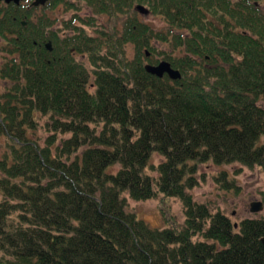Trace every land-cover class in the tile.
Here are the masks:
<instances>
[{"label": "trees", "instance_id": "1", "mask_svg": "<svg viewBox=\"0 0 264 264\" xmlns=\"http://www.w3.org/2000/svg\"><path fill=\"white\" fill-rule=\"evenodd\" d=\"M32 1H0V264H264V216L190 192L206 163L264 169V0ZM162 59L181 78L146 71ZM160 195L182 226L128 207Z\"/></svg>", "mask_w": 264, "mask_h": 264}, {"label": "rangeland", "instance_id": "2", "mask_svg": "<svg viewBox=\"0 0 264 264\" xmlns=\"http://www.w3.org/2000/svg\"><path fill=\"white\" fill-rule=\"evenodd\" d=\"M42 10L36 11V16L41 14ZM47 13L52 17L58 16L61 20L63 17H69L70 12L57 11L53 13L48 10ZM81 14H86V10L81 11ZM139 17L146 23L151 24L156 29H164L166 32L164 20L153 14L142 15ZM102 22L106 17L99 18ZM58 22V26H60ZM90 32L95 33L94 28H90ZM0 43V48H1ZM159 49L164 50L167 45L159 44ZM126 55L132 58L135 55V48L132 44L126 45ZM3 53L0 50V61H2ZM77 59L84 61L88 67L90 63L86 57L77 55ZM163 60V59H162ZM161 61V60H160ZM5 80H0V91L3 92L6 87ZM3 142V141H2ZM0 140V152L3 150ZM163 157L159 154H153L151 163L157 164ZM227 171L229 178L233 181L235 187H221L215 180L222 171ZM152 175H156L155 170L149 169ZM199 184L193 187L190 192L194 199L198 202L207 203L212 211L220 210L231 218L234 223H239L247 217H263L264 216V169L259 166L248 167L241 163H231L226 165H216L206 163L199 167L198 171ZM128 198V207L134 211L138 217L145 220L152 227L164 228L169 226L167 216L172 215L174 221L182 226L185 221L184 207L179 198L167 197L160 195L147 200H134ZM260 201L263 204V209L258 212L250 210L251 202Z\"/></svg>", "mask_w": 264, "mask_h": 264}, {"label": "water", "instance_id": "3", "mask_svg": "<svg viewBox=\"0 0 264 264\" xmlns=\"http://www.w3.org/2000/svg\"><path fill=\"white\" fill-rule=\"evenodd\" d=\"M0 1H4L6 3L13 2L15 4H20L23 0H0ZM46 2H47V0H33L32 5L33 6H40V5H44ZM135 8L142 15L149 14V9L142 4H137L135 6ZM23 23L25 24V21H23ZM46 46L49 50L52 49L51 42H47ZM147 55H148V52H147ZM144 67H145L147 72H149L153 75H156L158 77H163L165 74H167L171 79H179L182 76L180 70L177 68H174L171 65V63L167 60H161L156 64L146 63ZM250 206H251L250 210L252 212H258V211L263 209V204L260 201H253V202H251ZM236 225H237V223H235V226ZM262 242L264 243V237L262 238Z\"/></svg>", "mask_w": 264, "mask_h": 264}]
</instances>
